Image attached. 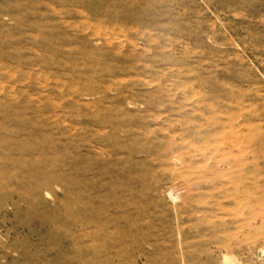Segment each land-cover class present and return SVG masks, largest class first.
<instances>
[{"label": "rangeland", "instance_id": "1", "mask_svg": "<svg viewBox=\"0 0 264 264\" xmlns=\"http://www.w3.org/2000/svg\"><path fill=\"white\" fill-rule=\"evenodd\" d=\"M110 82L108 100L101 102L97 91ZM160 82L172 101L152 97ZM119 90L130 98H119ZM140 96L164 109L152 112L138 101ZM197 102L205 109L211 103L221 120L218 130L230 138L224 141H234V155L227 161L236 167L237 155L245 149L246 171L250 177L261 171L264 191V0H0V264H66L69 252L64 250L70 244L62 237L85 229L82 220H66L63 213L74 206L65 189L56 181L41 186L23 166L32 154L14 147L28 138L25 133L9 135L23 117L34 118L35 127L42 125L57 148L99 127L108 131L109 124H99L104 115L113 118L106 107L128 115V126L139 132L155 129V139L168 141L163 131L170 129V111ZM11 106L18 109L12 112L18 117L14 120L7 119ZM155 112L162 113L159 120H153ZM211 166L227 168L217 162ZM152 169L162 185L184 181L176 173L185 169L184 163L170 171L155 163ZM19 187L35 188L43 206L56 212L54 220L42 224L29 216L27 203L13 192ZM211 187L206 183L198 188ZM187 194L185 187L174 200L166 194L164 203L170 208L159 212L162 224L152 232L154 247L144 241L121 264H136L134 258L144 253L151 255L150 261L137 264H224L226 259L225 264H264V204L253 208L258 216L248 220L250 228L240 243L202 252L197 242L201 235L190 227L196 220L192 213L198 214L193 211L199 209L198 193L190 192V199ZM63 196L66 203H58ZM204 201L203 211L214 206L213 197ZM180 206H188L184 212L191 215L183 220L186 234L169 229L181 223ZM75 211L78 217L84 214ZM236 223L225 219V225Z\"/></svg>", "mask_w": 264, "mask_h": 264}, {"label": "bare ground", "instance_id": "2", "mask_svg": "<svg viewBox=\"0 0 264 264\" xmlns=\"http://www.w3.org/2000/svg\"><path fill=\"white\" fill-rule=\"evenodd\" d=\"M126 15L127 13L125 17ZM110 85L111 82L108 85H101L98 89L97 93L101 95V102L108 100L107 92L112 87ZM162 85L160 82L159 88L155 92H151L152 97L154 99L157 97L159 99L168 98L172 101L169 96L170 91L164 89ZM119 92V98L129 99L131 96L122 90ZM150 99L145 101L140 96L138 101L145 102L152 112L156 108L164 109L160 105L153 107ZM181 104L177 110L175 107V109L169 110L168 116L171 119L166 121L170 123L171 131L169 129L164 132L162 128H159L163 134L167 135L168 141L155 139L157 135L155 129L139 132L128 126L126 119L129 116L123 115L122 110L114 107H106V112L113 115L112 119L106 115L102 118L100 115L102 119L99 120V124H109L110 129L108 131L99 127L92 134L85 133L79 138L71 137L70 143L64 144L62 148H57V143H55L52 135L46 132L45 128L41 127L42 125L40 127L33 126L36 124L34 118L25 116L24 119H21L23 121L19 126L9 130L10 136L25 133L28 138L26 142H19L14 147L22 153L32 154L30 161L23 164L28 175L39 179L42 182L41 186L48 187L53 183L52 181H56L62 186L68 194V198L70 196L72 200L70 205L74 206V208L71 207L63 213L67 219L63 218L75 223L82 220V224L85 225L83 231L68 233L62 237L70 244V249L64 250L69 252L65 261L66 264H121L125 257L130 252H135V249L140 247L144 241L153 246L152 232L162 224L159 212L170 208L168 204L164 203V198L168 193L170 198L174 200L178 196V189L182 187H185L188 192L186 198L192 191L198 193L199 209L193 210L194 213L198 214L192 213L193 216H196V220L192 221L190 227L193 232L201 235L197 242L200 244L202 252L211 247L219 250L228 249L233 243H240L245 237L244 230L250 224L248 220L258 216L253 208L259 207L260 209L264 204V191L260 183L262 173L256 171L251 177L248 175L245 149L238 151L237 157L239 156V158L235 164L236 167L228 162L229 159L227 161V158L234 155L235 143L234 141L232 143L224 141L229 137L227 138L225 132L218 130L221 120L220 118V121L217 120L219 115L214 114L210 106L211 103L206 109L205 105L203 108L198 102L192 106ZM96 107H93V111L100 112V107ZM11 109H9L10 115L7 116V119L14 120L17 115L12 112L18 109L13 106ZM165 112L167 111L165 110ZM152 115L153 120H159L162 113L156 114L155 112ZM139 116L145 117L142 114ZM171 116L176 117L172 118ZM95 138H99L105 143L98 145L93 141ZM178 143L180 147L176 146ZM83 145L84 149H82ZM138 154H142L143 157H138ZM198 159H202L203 162L198 161V163ZM213 162H217L218 165L226 164L227 168L214 169L211 166ZM155 163L159 164L161 168L164 167L165 171L177 169L179 163H184L185 169L176 172L181 174L184 181L176 182L173 180L167 185H162L161 181L154 179L157 178L152 169ZM56 167L61 172H58V169L54 171ZM40 177L43 178L40 179ZM44 177L46 180L42 181ZM206 183L212 186L211 190L198 188ZM13 192L18 194L20 200L27 203L29 216L39 219L42 224L54 220L55 211L53 212L51 208L43 206L35 188L19 187L14 188ZM209 196L213 197L214 206L203 211L201 206H204L203 201ZM57 201L63 204L67 199L65 200L63 196ZM40 203L45 211L40 209ZM76 208L84 213L82 217H78ZM187 208L188 206H180L182 214H180L178 221L181 223L176 227L170 226L171 231L176 230L186 234L187 230L183 227V220L191 216L184 212ZM188 210L190 211V209ZM226 218L235 219L237 223L225 225ZM183 233L181 234L183 235ZM186 241L188 242V240ZM195 241L193 240V242ZM127 258L129 257L127 256ZM142 259L149 262L151 255L144 253L140 257L134 258V261L137 264ZM187 260L192 261L191 257H187Z\"/></svg>", "mask_w": 264, "mask_h": 264}]
</instances>
